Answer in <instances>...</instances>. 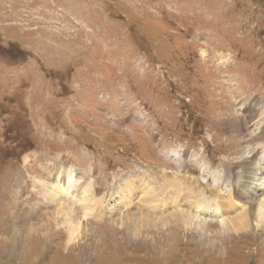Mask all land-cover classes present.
Returning <instances> with one entry per match:
<instances>
[{"label": "rangeland", "instance_id": "rangeland-1", "mask_svg": "<svg viewBox=\"0 0 264 264\" xmlns=\"http://www.w3.org/2000/svg\"><path fill=\"white\" fill-rule=\"evenodd\" d=\"M259 117L264 0H0V264H264L256 227L137 239L51 194L71 171L96 198L127 176L224 195L264 157Z\"/></svg>", "mask_w": 264, "mask_h": 264}, {"label": "bare ground", "instance_id": "bare-ground-1", "mask_svg": "<svg viewBox=\"0 0 264 264\" xmlns=\"http://www.w3.org/2000/svg\"><path fill=\"white\" fill-rule=\"evenodd\" d=\"M262 125L263 118L256 122L257 128ZM242 162V166H239L241 169L237 172L241 181L230 190H226L224 195L213 193L204 186L208 182L203 184L197 179L190 182L191 179L174 178L168 179L167 184L158 185L157 181L149 177L139 179L127 176L115 181L102 198H96L93 189L77 188L76 179L71 171L59 172L55 182L57 188L61 189L52 188L54 190L51 194L54 198L63 194L66 200L78 198V202L86 211L85 217L97 215L100 219L108 218L112 227L127 229L133 238L142 239L145 235L150 236L153 231L162 233L171 225H175L179 229L185 228L188 232L195 230L202 238L210 240L228 233L239 235L249 232L253 227L264 230V157L257 160L252 156ZM64 179L65 184L61 186ZM219 183L220 181L216 182ZM259 196H263V199H258ZM61 205L58 208V215L61 216L62 224L70 227L71 241L79 240L74 237L77 235L75 232L79 231L88 237L89 228L78 222L73 210ZM254 220L257 221V225L253 223ZM215 226L218 227L216 232ZM34 228L25 223L21 231L14 234V238L26 236ZM185 229L183 230L186 231Z\"/></svg>", "mask_w": 264, "mask_h": 264}]
</instances>
